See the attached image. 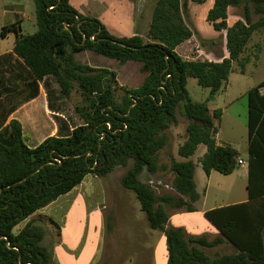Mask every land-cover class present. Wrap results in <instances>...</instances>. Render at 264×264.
<instances>
[{"label": "trees", "instance_id": "trees-1", "mask_svg": "<svg viewBox=\"0 0 264 264\" xmlns=\"http://www.w3.org/2000/svg\"><path fill=\"white\" fill-rule=\"evenodd\" d=\"M33 2L36 31L23 35L16 19L1 28L0 37L16 34L13 52L33 83L51 79L63 99L73 92L79 95L74 113L81 123L70 127L59 122L57 136L35 147L27 146L17 121L0 129V264H49L43 226L33 218L21 229L18 226L85 176L105 178L117 167L125 168L119 183L135 195L148 228L164 234L167 264H264V97L258 94L264 81L249 90L248 201L204 213L237 252L211 257L205 249L217 247L222 238L209 242L168 226L170 211H196L200 195L196 163L190 158L199 146L206 149L199 159L206 176L212 171L227 176L238 168L239 152L216 142L222 111L211 112L208 103L224 90L233 63L243 65L242 54L252 34L264 29V0H213L206 22L215 32L225 33L227 53L224 57L221 51L217 60L196 55L186 59L178 53L195 36L187 23V0H156L147 39L111 32L99 19L79 13L70 0ZM240 6L243 19L228 25L230 8ZM252 14L257 21H252ZM83 51L120 64L138 62L144 80L136 89L120 87L116 72L76 60ZM188 78L210 90L205 102L191 99ZM178 112L187 120L186 138L177 151L183 160L172 159L167 167L174 193L157 195L143 180L160 170L158 156L168 143V130L178 123Z\"/></svg>", "mask_w": 264, "mask_h": 264}, {"label": "crops", "instance_id": "crops-1", "mask_svg": "<svg viewBox=\"0 0 264 264\" xmlns=\"http://www.w3.org/2000/svg\"><path fill=\"white\" fill-rule=\"evenodd\" d=\"M155 2L156 0H70V4L79 13L99 19L111 32L125 37L139 35L145 39ZM210 2L213 4V0ZM208 6H191V13L196 18V28L201 33L204 31L197 17L203 15ZM3 7L0 30L16 19L21 22L25 19L23 15L18 17L19 6ZM20 26L22 28V23ZM15 39L14 33L7 34L5 38L0 37V129L7 127L13 120L17 121L22 127L27 146L35 147L48 137L57 136L59 122L65 121L70 127L75 125L59 109L58 103L63 98L56 83L51 79L33 83L29 70L13 52ZM221 56L226 55L221 52ZM216 142L221 144L217 140ZM205 151L206 149L199 157ZM241 160L244 165L232 174L248 182L247 158ZM210 176L211 173L208 178ZM128 193L131 191L120 184L111 186L103 178L87 175L70 192L23 221L18 229L31 218L43 226L45 234L42 244L51 252L49 264H167L164 234L148 228L140 207L130 198L125 199L126 194L131 195ZM247 201L248 197L245 201L207 211ZM195 209V212L170 211L168 226L181 228L188 236H203L209 242L222 238V243L212 249L226 245L232 247V253H236L237 249L204 217L207 211L198 209L196 205ZM123 220L127 221L126 229L122 228ZM139 225L144 233L138 239Z\"/></svg>", "mask_w": 264, "mask_h": 264}, {"label": "rangeland", "instance_id": "rangeland-1", "mask_svg": "<svg viewBox=\"0 0 264 264\" xmlns=\"http://www.w3.org/2000/svg\"><path fill=\"white\" fill-rule=\"evenodd\" d=\"M210 1L212 0H204L202 3H197L192 0H187V23L195 32V36L192 42H187L178 48V53L186 59L196 55L195 57L200 59L216 60L221 51L224 52V55H227L225 50V33L213 31L212 27L206 22V13L212 6V2ZM209 3L210 6H208ZM141 4H143V1H141ZM193 4L196 5V7L202 5L208 6L205 13L197 17V21L202 25L204 33H201L196 28L194 22L196 18L191 13V6ZM3 6H19L18 17L22 15L25 16V19L21 22L24 35L33 34L36 31L35 6L33 0H0V16L4 8ZM141 8L142 7H140V10ZM243 15L244 10L242 6L230 8L228 13V25H232L237 20H242ZM251 18L252 21L255 22L258 16L252 14ZM210 39H214L218 44H221L212 45L210 41H208ZM200 40L204 41L200 42ZM75 58L81 63L94 67L108 68L116 72L118 86L127 89L138 88L145 77V74L140 70V64L138 62L129 61L120 64L115 60L105 58L90 51L77 53ZM242 60L243 65L236 62L233 63L232 73L229 76L224 90L218 93V97L215 96L214 99L208 103L211 112L214 109H220L222 111L220 120L216 121L218 127L216 140L221 143H231V146L239 152V159L247 158V118L248 109L250 107L249 90L264 81V29L257 30L252 34L242 54ZM186 88L193 101L205 102L209 96L210 90L199 86L193 78H188ZM121 93L122 91L119 89L117 91V96ZM79 103L80 97L76 92H73L69 99H63L62 102L58 103L59 109L62 110L63 114L73 125L81 123L74 113V107ZM186 125L187 120L181 112H178V123L168 130V143L166 147L160 151L158 156L160 170L155 174H148L145 177L146 179L143 180L146 183L151 179L163 183L158 190H154L157 195L174 193V190L171 188L173 175L169 172L167 167L172 159H181L177 151L186 138ZM203 150H205V146H199L196 153L190 158L196 163L195 180L200 195L199 201L195 204L197 208L207 211L214 207L247 200L246 179L237 178L234 174L225 176L216 171L211 172L210 178L205 175L200 164H198L200 159L199 155ZM238 169H240V166H238ZM124 172L125 168L117 167L111 174L103 178V180L106 181V184L111 186L119 185V179ZM128 194L131 195L126 194L125 199L129 200L130 198L139 208L140 204L135 195L132 192ZM201 222L203 224L206 223V221ZM122 228H127V221H122ZM137 230L139 234L136 235L139 239L144 232L141 226L137 228ZM132 240L134 241V239ZM205 252L207 255L213 257L218 254L232 253L233 249L225 245L217 249H205Z\"/></svg>", "mask_w": 264, "mask_h": 264}, {"label": "built area", "instance_id": "built-area-1", "mask_svg": "<svg viewBox=\"0 0 264 264\" xmlns=\"http://www.w3.org/2000/svg\"><path fill=\"white\" fill-rule=\"evenodd\" d=\"M258 94L261 96V97H264V85H262L259 89H258ZM237 163L239 166L241 165H244V162L241 160V159H237ZM149 188L151 190H158L160 186L163 185V183L161 181H155L153 179L149 180L147 183H146ZM172 188V187H171ZM173 190V188H172ZM155 192V191H154ZM156 193V192H155Z\"/></svg>", "mask_w": 264, "mask_h": 264}]
</instances>
